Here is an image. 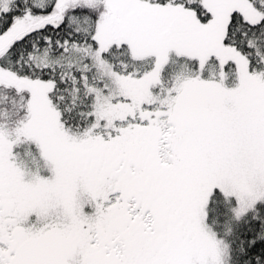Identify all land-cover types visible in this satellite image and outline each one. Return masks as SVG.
Masks as SVG:
<instances>
[{"label": "snow or ice", "instance_id": "snow-or-ice-1", "mask_svg": "<svg viewBox=\"0 0 264 264\" xmlns=\"http://www.w3.org/2000/svg\"><path fill=\"white\" fill-rule=\"evenodd\" d=\"M0 264H264V0H0Z\"/></svg>", "mask_w": 264, "mask_h": 264}]
</instances>
